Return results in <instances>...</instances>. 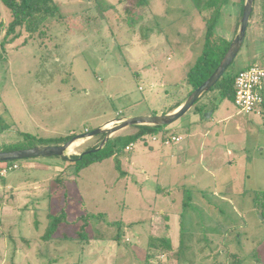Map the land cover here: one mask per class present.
I'll return each instance as SVG.
<instances>
[{
    "label": "rangeland",
    "instance_id": "obj_1",
    "mask_svg": "<svg viewBox=\"0 0 264 264\" xmlns=\"http://www.w3.org/2000/svg\"><path fill=\"white\" fill-rule=\"evenodd\" d=\"M55 1L62 17L49 18L44 35L3 45L11 14L0 0V151L55 145L186 98L213 9L194 0ZM241 5L222 7L214 42L233 40ZM256 62L264 66V0H255L228 72ZM139 130L112 134L114 154L87 166L16 160L0 176V264H231L232 254L234 263L264 264V112L240 113L213 88L173 124ZM172 135L183 140L162 143ZM103 139H78L68 157ZM166 235L172 250L151 246Z\"/></svg>",
    "mask_w": 264,
    "mask_h": 264
},
{
    "label": "trees",
    "instance_id": "obj_2",
    "mask_svg": "<svg viewBox=\"0 0 264 264\" xmlns=\"http://www.w3.org/2000/svg\"><path fill=\"white\" fill-rule=\"evenodd\" d=\"M4 4L5 8L11 14V20L9 21L8 25L5 27V35L2 40V44L5 45L6 43H13L17 39H19L24 33L28 34L30 37L34 35H44L45 34V22L51 17H62L60 13V6L59 3L55 0H1ZM196 6L199 10L206 9H213L214 15L212 18L211 24L208 26V30L206 32L205 38V45L201 55L198 57L197 61L191 68L188 73L187 80L188 83L191 85L190 91L187 93L186 98L200 85H202L215 71V69L219 66L221 60L223 59L224 55L226 54L231 41H227L224 38L219 39L220 41L214 42L216 40L213 37V29L215 27V23L218 20L220 11L222 7L227 4L228 0H194ZM243 3L242 0L241 5V13L243 10ZM5 24L2 20H0V30L3 29ZM27 41V38L24 39V42ZM217 43V50H213L214 44ZM213 47V48H212ZM231 67V66H230ZM229 67V68H230ZM229 68L223 74V76L219 79V81L210 89L213 88H220L221 98H229L234 100V78L235 74H231L228 72ZM223 80V81H222ZM178 101L174 106L170 109L175 110L178 108L185 100ZM142 127V130H139L137 133V137H143L145 134H153L159 129H162V126L159 125H139ZM29 136V135H28ZM72 135L66 137L65 139L57 142L56 144H62L68 141ZM104 137V135H103ZM164 137V136H163ZM45 143L40 142L35 144L34 146L44 145ZM32 146V147H34ZM98 147V145L89 148L93 149ZM29 148V147H28ZM19 149L18 147L10 148L8 150ZM103 151H97L90 153V158L87 159L88 154L84 155L81 159H78L79 155L74 154L70 157L65 156V158L70 159L73 162H79L80 165L87 166L92 162L101 161L106 157H111L114 154L113 143L108 140L105 146L102 148ZM6 151V150H4ZM166 219L169 220V216L165 215ZM167 220V221H168ZM50 231L52 233V226L58 225L53 221H50ZM50 233L44 235V238L47 239ZM47 236V237H46ZM80 236L87 238V235L80 233ZM159 242L153 241L151 246L159 247L164 250H172V239L166 235L164 237H156ZM164 242V243H163ZM236 254L230 255L231 264H239L234 263ZM148 263V262H147Z\"/></svg>",
    "mask_w": 264,
    "mask_h": 264
},
{
    "label": "water",
    "instance_id": "obj_3",
    "mask_svg": "<svg viewBox=\"0 0 264 264\" xmlns=\"http://www.w3.org/2000/svg\"><path fill=\"white\" fill-rule=\"evenodd\" d=\"M255 0H244L242 16L238 32L230 43V46L221 60L219 66L215 69L212 75L198 88H196L186 100L173 112L153 115L139 116H123L118 118L116 125L111 127L100 126L96 129L88 131L84 134L71 137L68 141L62 144L55 145H38L29 148H19L13 150L0 151V162L16 161L32 157H49V156H68V150L78 139L91 138L100 134L104 135V139L93 149H87L78 154V159L92 152H97L102 149L108 142L112 134L133 125H159L168 126L184 116L199 100V98L209 91L223 76L226 70L232 65L240 49L243 46L250 18L253 12ZM214 110H209L205 113V117H209Z\"/></svg>",
    "mask_w": 264,
    "mask_h": 264
},
{
    "label": "built area",
    "instance_id": "obj_4",
    "mask_svg": "<svg viewBox=\"0 0 264 264\" xmlns=\"http://www.w3.org/2000/svg\"><path fill=\"white\" fill-rule=\"evenodd\" d=\"M234 103L240 113H259V108L264 103V66L253 63L238 71L234 78ZM180 135H172L170 139H164L163 143L178 142ZM133 143L126 146L131 150ZM19 168L16 161L0 162V176H5L9 171Z\"/></svg>",
    "mask_w": 264,
    "mask_h": 264
},
{
    "label": "crops",
    "instance_id": "obj_5",
    "mask_svg": "<svg viewBox=\"0 0 264 264\" xmlns=\"http://www.w3.org/2000/svg\"><path fill=\"white\" fill-rule=\"evenodd\" d=\"M262 107V108H261ZM260 108H259V113L261 114V113H263L264 112V103L262 104V106H261ZM177 109V108H176ZM175 109V110H176ZM174 110H172L171 111V109H169V110H167V111H160V112H157V113H159V114H163V113H170V112H173ZM182 137V136H181ZM163 140V139H162ZM181 140H183V137H182V139ZM178 142H180V141H178ZM162 143H163V141H162ZM177 143V142H176ZM181 143V142H180ZM79 144H81V143H77V145H75V147H74V151H75V148L77 147V146H79ZM163 144H165V143H163ZM178 144V143H177ZM165 145H168V144H165ZM12 198H14V196H12ZM169 216V215H168ZM165 225L167 226V224L165 223Z\"/></svg>",
    "mask_w": 264,
    "mask_h": 264
}]
</instances>
